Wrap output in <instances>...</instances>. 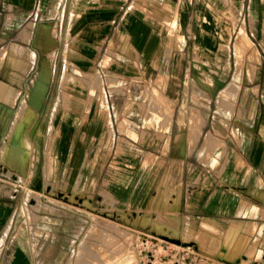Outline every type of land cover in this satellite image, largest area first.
<instances>
[{
	"label": "rangeland",
	"instance_id": "rangeland-1",
	"mask_svg": "<svg viewBox=\"0 0 264 264\" xmlns=\"http://www.w3.org/2000/svg\"><path fill=\"white\" fill-rule=\"evenodd\" d=\"M111 1L38 0L37 6L41 8V12L35 26L45 22L42 19L48 15V8L52 10L50 18H56L59 16L58 10L73 11V7L77 6L82 11L86 8L91 11L90 8L96 4ZM132 1L123 2V12L129 9ZM137 3L144 4L143 8H147L152 1L138 0ZM0 5V40H9L14 36V30H10V26H14L16 22L13 21L12 25L9 22L4 24L6 16L8 19L10 15L2 8L5 5ZM116 5L114 3L115 10L119 9ZM137 9L139 7L133 8L134 11ZM141 10L139 13L143 12ZM13 17L11 15V19ZM155 21L149 14L147 22L151 30L157 25ZM31 23L28 22L20 30V39H28ZM7 26L6 32L9 33L2 34L1 31H5ZM156 29L158 37H165L167 43H173L174 48L179 51L182 31L165 29L163 26H156ZM39 31L47 33V28L41 27ZM238 31L239 29L233 31L219 28L217 35L222 32L227 36L231 32L230 38H233ZM49 32L57 36L55 26ZM85 37L88 41L92 40L89 33ZM216 41L215 54H221L219 59L222 60L223 57L228 58L232 65L231 53L225 52L226 55H222L218 49L220 39L217 37ZM250 45L243 48L240 54L233 49L236 71L244 66V54L249 47L251 51L247 63L239 71L237 88L220 95L219 110L217 91L232 80L231 70L223 78L218 79L214 75L215 82L208 84L211 86L208 94L174 95L179 105L188 103V106L196 107L199 104L204 107V115L208 114L210 121L216 120L214 125H193L199 121L202 113L193 109L189 111L190 122L193 124L181 127L190 137L192 134H199L198 141L193 144L194 153L200 156L197 159L189 158L191 165H208L209 172L204 176L207 180L194 184L196 189L207 190L212 178L218 176L217 168L223 161L220 149H226L225 136L231 132L233 139L239 143L240 133L247 129L254 130V127L236 123H239L240 118L254 115L252 108L256 105L257 108L260 103L264 105V54L261 53L260 56L258 49L252 47V43ZM107 53L111 54L112 51L108 50ZM90 57L93 58V54ZM28 59H33L32 52H25L13 40L0 49V63L5 60L7 64L17 66L24 72H27L30 65V62L26 63ZM66 59L68 62H63L62 66L65 64V71H68L72 59L68 54ZM97 63L99 66L89 61L88 68L79 70L80 73L64 72V69L54 73L49 92L40 105L37 101L42 100L44 95L38 97L37 94H32L35 85L32 79L26 94L21 93L14 105L17 107L15 117H12L9 128L7 127L0 141V149L5 145L9 151L8 156L0 157V219L4 217L0 220V264L24 262L25 258L29 264H185L194 258V254L187 252L186 243L173 240L168 223H164L163 229H159L152 219L159 209L155 203L159 202L160 195L170 197L167 194L170 190L166 191V186L178 187L182 174L179 164L172 158L153 155L155 150H172L176 145L172 141L173 134L180 130V126L174 124L172 127L164 125L170 119V111L161 109L160 104L172 108L175 103L171 101L169 89L162 93L158 88L168 80L164 76L166 73H155L154 65H148L145 68L147 77H137L129 86L125 87V83L124 87L115 88L110 94L109 84L106 83L115 84L116 75L113 74L125 73L121 72V68L114 67L115 64H107L102 56L98 57ZM216 65L218 62L215 58L209 69H206L210 76L213 71H220ZM102 66L105 71L99 72ZM70 67L74 70L73 65ZM244 69L250 82L245 77ZM126 74L133 76L135 71ZM74 75L79 81L70 82L66 87L65 78L71 80ZM145 84L151 87L149 92L142 94ZM166 85L170 88L171 84L168 82ZM250 86L255 94L249 92ZM65 92L67 107L63 106ZM31 96L34 99L27 105ZM106 102L108 106H105ZM147 102L148 108L143 105ZM24 105L34 107L35 117L25 127L28 158L26 171L19 178L21 172L17 153L20 144L7 136L17 111ZM259 113L257 109L254 116L258 117ZM233 120L235 127H231ZM214 129L220 133H214ZM207 142H213L210 148ZM232 144L227 141L228 151ZM198 168L188 173L190 181L196 179L200 170ZM170 175L177 181L167 182L168 184L161 182V179L164 181L163 178ZM128 182V188L123 189V184L127 185ZM39 215L46 220L27 222V219L34 220ZM198 260L197 257L194 263H199Z\"/></svg>",
	"mask_w": 264,
	"mask_h": 264
},
{
	"label": "crops",
	"instance_id": "crops-1",
	"mask_svg": "<svg viewBox=\"0 0 264 264\" xmlns=\"http://www.w3.org/2000/svg\"><path fill=\"white\" fill-rule=\"evenodd\" d=\"M37 1L0 0V3L5 5L2 8L10 15L8 19L6 16L4 24L9 22L12 25L13 21L16 22L14 26L9 27L10 30L13 28L14 36L9 40H0V49L13 40L22 50L25 52L30 50L33 55V59L26 62H30L27 72L7 64L5 60L0 63V141L7 127L9 128L11 119L15 117L17 107L14 105L19 95L26 94L32 79L35 81L32 94L44 95L42 100L36 99L40 105L49 92L54 73H59L63 69L64 72L80 73L79 70L88 68L89 61L99 66L96 61L102 56V60L107 64H115L114 67L121 68V72L125 73L113 74L116 75L115 84L106 83L110 88L108 92L112 94L113 89L124 87L125 83L128 84L125 86L127 87L130 82L136 81L137 77H147L145 68L152 64L155 73H166L164 76L168 80L164 86L158 88L162 93L169 89V93L172 94L171 101L175 102L172 108L160 104L161 109L166 108L170 111V119L164 125L180 126V130L173 134L172 141L176 143L174 148L165 152L155 150L153 155L172 158L179 164L182 172L178 187L166 186L168 187L166 191L170 190V193H167L170 197H163L161 194L159 202L155 203L159 208L152 218L155 226L163 229L164 223H168L170 233L174 236L173 240L190 246V253L194 254V258L185 264H195L197 257L199 263L196 264H264V105L260 103L259 108L257 105L252 108L255 112L257 109L260 111L258 117L254 116V112V115L240 118L239 123H236L244 127H254V130L247 129L240 133L239 143L233 139L231 132L225 136L233 146L228 151L227 141L224 139L226 149L218 147L223 154L221 155L223 161L217 168L218 176L212 178L210 187L203 191L194 188V184L207 180L204 176L209 172L208 165L204 164L198 168L192 166L189 161V158L197 159L200 156L194 153L193 144L198 141L199 134L197 136L192 134L190 137L181 127L193 124L189 115V111L193 109L196 112L202 111L199 121L193 125L198 127L214 125L216 120L210 121L208 114L204 115L203 106L194 104L197 106L192 107L188 106V103L179 105L174 99V95L178 97L180 93L188 96L208 94L211 87L208 84L212 85L215 82L214 75L218 79L223 78L231 70L232 80L217 91L219 110L220 95L237 88L236 79L239 71L247 63L251 51L250 48L246 51L244 66L236 71L233 49L235 38L241 32V28L247 32L252 47L258 49V54L260 56L261 53L264 54V0H151L152 4L148 3L149 9L143 8L144 4L137 3L138 0H133L129 5L130 10L124 12L123 2L126 0H112L110 3L96 4L90 8L91 11H87V8L82 11V8L77 6L73 7V11L58 10L59 16L56 18H50L52 10L48 8L46 12L48 15L42 19L45 22L35 26L41 12ZM114 3L119 9H114ZM137 7L143 12L133 10ZM149 14L154 17L157 24L153 30L147 22ZM11 15L14 16L12 19ZM28 22H32L31 34L25 41L20 39L18 34ZM53 26L57 28L56 37L49 32ZM156 26L183 32L182 42L178 43L180 52L174 48L173 43L168 44L165 37L157 36ZM41 27H46L47 33H40ZM219 28L239 31L230 38L231 32L227 36L222 32L217 35ZM4 30L1 31L2 34L9 33L6 32L8 26ZM88 33L92 36L90 41L85 37ZM217 37L220 39L218 49L222 55H226L225 52L231 53L232 65L228 58L223 57L222 60L219 59L221 54H215ZM108 50L112 53H107ZM67 54L71 57L72 64L68 65V71H65L66 66L65 64L62 66V63L68 62ZM91 54L93 58L90 57ZM215 58L218 62L216 67L220 71H213L212 77L206 69H209L211 61ZM71 65L74 70L71 69ZM104 68L100 67L99 72H104ZM133 71H135L133 76L126 74ZM244 71L247 78L246 69ZM207 77L212 79V83L207 81ZM75 81H79L78 77ZM168 82L171 84L170 88L166 85ZM150 87L145 84L142 94L149 92ZM249 92L255 94L252 86L249 87ZM33 99L31 96L27 105H30ZM143 105L148 108V102ZM105 106H108L107 102ZM144 116L145 119L146 115ZM234 120L231 127H235ZM214 130V133H220ZM129 140L130 138L127 141ZM197 162L201 164L198 160ZM196 168L200 169L199 174L195 180L190 181L188 173ZM163 179L161 182H165L164 184L177 181L171 175ZM128 185L129 182L127 185L123 184V189L128 188ZM45 220L44 216L39 215L34 220L27 219V222ZM24 260L15 264H29L27 258Z\"/></svg>",
	"mask_w": 264,
	"mask_h": 264
},
{
	"label": "bare ground",
	"instance_id": "bare-ground-1",
	"mask_svg": "<svg viewBox=\"0 0 264 264\" xmlns=\"http://www.w3.org/2000/svg\"><path fill=\"white\" fill-rule=\"evenodd\" d=\"M238 34L239 35H238V37H237V39L235 40V43H234V49H235V52L237 54L238 53L240 54V52L242 50H244L243 48H246L247 45H250L251 44V40L249 39L247 33L243 29ZM253 58L254 57H252V59ZM76 79H77V77L75 75L72 77L71 80H68V78L67 79L65 78L66 81L64 80V82H66V84H64V85H66V87H67V85L70 84V82H74ZM206 79H207V81L209 83H212V80L209 77H207ZM37 96L39 97L40 95H37ZM63 97H64L63 106L64 107H67L66 92L63 94ZM68 104H70V103L68 102ZM34 117H35V110L33 109V107L24 105V107H22V109H19L17 111V115H16V118H15V121H14L13 125L11 126V129L9 131V135L7 136V138H9L10 140L16 139L18 141V143L20 144V148H19L18 153H17V156L19 157L20 172H21V174H19V178H21L23 176V173H25V171H26V159L28 158L27 157V151H26V148H27V138H26V135H25V127L28 124H30V122L34 119ZM4 139H5V137H4ZM215 141H216V139H215ZM213 142H211V143L213 144ZM207 143H208L207 146H209L208 148H210V144L211 143L210 144H209V142H207ZM8 152L9 151H8L7 146L4 145L0 149V157L1 158H4V157L8 156V154H9ZM13 153H14V151H13Z\"/></svg>",
	"mask_w": 264,
	"mask_h": 264
},
{
	"label": "built area",
	"instance_id": "built-area-1",
	"mask_svg": "<svg viewBox=\"0 0 264 264\" xmlns=\"http://www.w3.org/2000/svg\"><path fill=\"white\" fill-rule=\"evenodd\" d=\"M186 250H187V252H189V253H190V251H191V248H190V246H186ZM195 260H196V258H195Z\"/></svg>",
	"mask_w": 264,
	"mask_h": 264
}]
</instances>
